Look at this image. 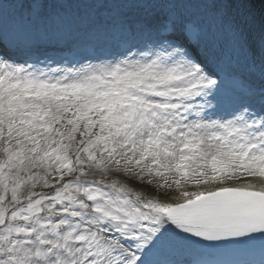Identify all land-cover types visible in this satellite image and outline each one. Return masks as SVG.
<instances>
[{
	"label": "snow or ice",
	"instance_id": "6c2138e0",
	"mask_svg": "<svg viewBox=\"0 0 264 264\" xmlns=\"http://www.w3.org/2000/svg\"><path fill=\"white\" fill-rule=\"evenodd\" d=\"M251 2L0 0V264H264Z\"/></svg>",
	"mask_w": 264,
	"mask_h": 264
},
{
	"label": "rangeland",
	"instance_id": "374dc122",
	"mask_svg": "<svg viewBox=\"0 0 264 264\" xmlns=\"http://www.w3.org/2000/svg\"><path fill=\"white\" fill-rule=\"evenodd\" d=\"M264 4V3H263Z\"/></svg>",
	"mask_w": 264,
	"mask_h": 264
}]
</instances>
